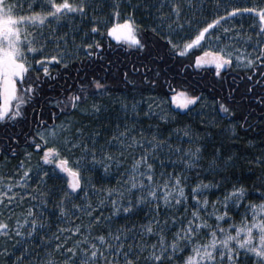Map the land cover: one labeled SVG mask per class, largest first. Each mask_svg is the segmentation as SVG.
Instances as JSON below:
<instances>
[{"label":"snow or ice","instance_id":"6c2138e0","mask_svg":"<svg viewBox=\"0 0 264 264\" xmlns=\"http://www.w3.org/2000/svg\"><path fill=\"white\" fill-rule=\"evenodd\" d=\"M112 50L139 61L116 74L140 99L95 73L112 71ZM165 56L180 63L172 77L154 70ZM233 71L245 95L229 85L209 103L202 89ZM256 111L264 0H0V129L12 157L24 136L25 157L0 173V264H264V154L249 185L225 143L253 118L264 131Z\"/></svg>","mask_w":264,"mask_h":264},{"label":"trees","instance_id":"16d2710c","mask_svg":"<svg viewBox=\"0 0 264 264\" xmlns=\"http://www.w3.org/2000/svg\"><path fill=\"white\" fill-rule=\"evenodd\" d=\"M144 39L149 42L150 46L156 49H160V43L156 42V38L151 35V33H148L145 35ZM112 44L115 45V42L112 41ZM109 59L113 61V69L112 71L108 73H103L102 69L96 68L95 73L97 75H102L106 77V83L109 85V87L112 89V95H114L116 98H129V101H131V96L135 95L137 99H140L141 93H135L130 92L129 89L131 86H125L124 83L121 82L120 77L118 74H116V67L119 66L120 68H130L133 63H139L136 56H128L127 53H125L123 50H112L107 53ZM192 57L184 58L181 60V63H187L188 59H191ZM154 70L158 67L161 70L166 69L167 71H162V75H168L169 77H172L176 75L180 71V63L177 62V60L169 59L167 56L162 61L156 62L154 65ZM56 68H53V73L55 74ZM74 72V70H73ZM187 72L190 74L194 73V69L189 67L187 69ZM92 73H90L91 75ZM151 75V73H149ZM205 75L204 73H201L200 75L194 76V82L200 81L201 76ZM233 77H236L235 81H233ZM177 79H182V77L177 76ZM212 79L211 76H208V81L210 82ZM71 82V81H70ZM137 83L139 84V78H137ZM235 84H239V90L236 93L237 100L239 101L241 97L245 95L246 88H247V81L240 78V74L233 71L227 78V82L224 84L217 83L214 88L205 87L202 89L204 97L211 102L213 98H219L221 95L227 93L229 90V85L235 86ZM160 91V89H148L147 87H144V91L142 93L143 98L146 97H158L157 93ZM197 91H200L198 88ZM259 91V89H257ZM250 101L244 100L241 107H238L239 112L247 113L251 111V109L248 107ZM179 111V110H177ZM264 115L260 113L259 111H256L254 113V117H258ZM192 117H186L183 113L180 114V116L176 117L177 120L180 122H187L188 119H191ZM253 124H255L254 129L249 130L245 132L244 130H240L239 138L233 143L229 141H225V143L231 148V151L236 156L240 157L238 164L241 165V167H238L236 169V175L238 177H242L246 183L249 185L256 179V176L254 173H258L260 169L256 166L249 165V161L252 160L253 157L260 156L261 154H264V148L260 147L261 140H264V131H261V125L253 118L251 120ZM144 127H147V124L143 125ZM4 131L6 133V136L12 134L11 129H0V147L2 144V135L1 132ZM18 133H28L30 131V126L27 124H22L18 126L15 130ZM24 136H20V144L17 147V156L12 157L11 153L8 149V152H4L2 148H0L1 154H0V164H3L5 162V166L2 168L0 173L5 174L6 176L11 175L15 172L17 169V166L19 165L20 161L24 159ZM254 146V147H253ZM33 155L31 157V164L37 165L38 156L35 154L34 150ZM7 157V159H5ZM57 184L62 183V180L55 181ZM27 203V202H25Z\"/></svg>","mask_w":264,"mask_h":264},{"label":"rangeland","instance_id":"374dc122","mask_svg":"<svg viewBox=\"0 0 264 264\" xmlns=\"http://www.w3.org/2000/svg\"><path fill=\"white\" fill-rule=\"evenodd\" d=\"M238 2H240V3H246V2H249V0H238ZM241 23L243 24V30H244L245 32H247V33L250 34L249 25L252 23V21H250V20H248L247 18H245L243 21H241ZM240 39H241V41H242V45H241V46H243V41L246 40L247 37H246V36H243V37H241ZM113 42L116 43V41H113ZM150 98H157V99H158V97H146V98H144V99H145V101H147V100L150 99ZM129 102H131V101H129ZM177 102H178V103H182V102H183L182 98H179V97H178V98H177ZM208 102H209V101H208ZM209 103H211V102H209ZM144 107H145V108L147 107V104H146V103H145ZM171 107L175 108V105L173 104V105H171ZM143 127H144V126H143ZM24 158H25V157H24ZM4 166H5V162H4L3 164H0V172H1V170H2V168H3ZM31 166H32L33 169H35L37 165H36V164H34V165L31 164Z\"/></svg>","mask_w":264,"mask_h":264},{"label":"flooded vegetation","instance_id":"af4514ba","mask_svg":"<svg viewBox=\"0 0 264 264\" xmlns=\"http://www.w3.org/2000/svg\"><path fill=\"white\" fill-rule=\"evenodd\" d=\"M1 135H2L3 139L1 140L2 141V144H1V147L0 148H2L3 151L6 153V152H8V149H9L8 146H7V144H6V142H5V140H4V138L6 137V133L4 131H2L1 132ZM22 147L24 148V146H22ZM0 154H1V151H0Z\"/></svg>","mask_w":264,"mask_h":264},{"label":"bare ground","instance_id":"6f19581e","mask_svg":"<svg viewBox=\"0 0 264 264\" xmlns=\"http://www.w3.org/2000/svg\"><path fill=\"white\" fill-rule=\"evenodd\" d=\"M63 175V174H62Z\"/></svg>","mask_w":264,"mask_h":264}]
</instances>
